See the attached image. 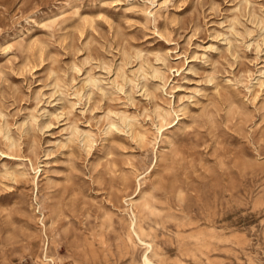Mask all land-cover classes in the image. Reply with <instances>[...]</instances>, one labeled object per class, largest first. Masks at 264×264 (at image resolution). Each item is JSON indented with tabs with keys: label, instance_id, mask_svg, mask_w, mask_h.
Wrapping results in <instances>:
<instances>
[{
	"label": "rangeland",
	"instance_id": "obj_1",
	"mask_svg": "<svg viewBox=\"0 0 264 264\" xmlns=\"http://www.w3.org/2000/svg\"><path fill=\"white\" fill-rule=\"evenodd\" d=\"M0 264H264V0H0Z\"/></svg>",
	"mask_w": 264,
	"mask_h": 264
},
{
	"label": "bare ground",
	"instance_id": "obj_2",
	"mask_svg": "<svg viewBox=\"0 0 264 264\" xmlns=\"http://www.w3.org/2000/svg\"><path fill=\"white\" fill-rule=\"evenodd\" d=\"M90 81H91V82H94V80H90ZM112 125H113V123H110L109 126H112ZM143 261L146 262V263H150V260L148 259V257H147L146 254L143 256Z\"/></svg>",
	"mask_w": 264,
	"mask_h": 264
}]
</instances>
